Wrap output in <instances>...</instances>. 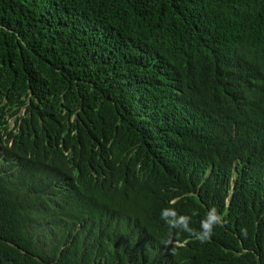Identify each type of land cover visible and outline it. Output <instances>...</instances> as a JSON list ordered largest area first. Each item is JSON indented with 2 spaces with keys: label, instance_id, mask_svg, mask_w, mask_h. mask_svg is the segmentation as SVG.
<instances>
[{
  "label": "trees",
  "instance_id": "trees-1",
  "mask_svg": "<svg viewBox=\"0 0 264 264\" xmlns=\"http://www.w3.org/2000/svg\"><path fill=\"white\" fill-rule=\"evenodd\" d=\"M0 264H264V0H0Z\"/></svg>",
  "mask_w": 264,
  "mask_h": 264
},
{
  "label": "clouds",
  "instance_id": "clouds-1",
  "mask_svg": "<svg viewBox=\"0 0 264 264\" xmlns=\"http://www.w3.org/2000/svg\"><path fill=\"white\" fill-rule=\"evenodd\" d=\"M161 219L165 220L169 228H176L182 231L192 233L193 230L189 227L190 217L179 216L172 208L163 209L161 211ZM222 217L215 209H212L208 216L201 222L202 232L198 233L201 240H207L213 232V228L220 224ZM175 245H180L179 242H174Z\"/></svg>",
  "mask_w": 264,
  "mask_h": 264
},
{
  "label": "rangeland",
  "instance_id": "rangeland-1",
  "mask_svg": "<svg viewBox=\"0 0 264 264\" xmlns=\"http://www.w3.org/2000/svg\"><path fill=\"white\" fill-rule=\"evenodd\" d=\"M12 124H13L12 127L14 128L15 127V122L13 121Z\"/></svg>",
  "mask_w": 264,
  "mask_h": 264
}]
</instances>
